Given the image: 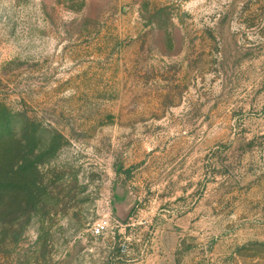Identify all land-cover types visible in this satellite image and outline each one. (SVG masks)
Wrapping results in <instances>:
<instances>
[{"label": "rangeland", "instance_id": "1", "mask_svg": "<svg viewBox=\"0 0 264 264\" xmlns=\"http://www.w3.org/2000/svg\"><path fill=\"white\" fill-rule=\"evenodd\" d=\"M0 264H264V0H0Z\"/></svg>", "mask_w": 264, "mask_h": 264}, {"label": "built area", "instance_id": "2", "mask_svg": "<svg viewBox=\"0 0 264 264\" xmlns=\"http://www.w3.org/2000/svg\"><path fill=\"white\" fill-rule=\"evenodd\" d=\"M105 229V227H104V225H102V226H100V227H98L97 228V233H101V230H104Z\"/></svg>", "mask_w": 264, "mask_h": 264}]
</instances>
